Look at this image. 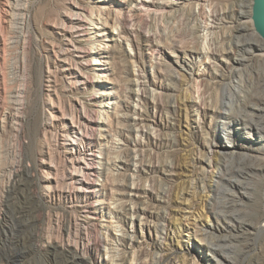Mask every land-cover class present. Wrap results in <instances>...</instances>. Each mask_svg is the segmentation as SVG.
Returning a JSON list of instances; mask_svg holds the SVG:
<instances>
[{"label":"rangeland","instance_id":"374dc122","mask_svg":"<svg viewBox=\"0 0 264 264\" xmlns=\"http://www.w3.org/2000/svg\"><path fill=\"white\" fill-rule=\"evenodd\" d=\"M251 1L205 3L219 49L254 40L241 74L228 67L233 52L192 51L195 0L150 16L133 10L135 0L17 1L30 22L25 41L17 19L5 24L4 68L21 64L24 51L26 78L13 82L24 88L20 101L4 99L18 120L0 128V264H219L221 255L227 264H264V137L241 120L251 112L245 102L264 98V41ZM78 16L84 28L68 27ZM135 74L139 95L129 91ZM218 107L229 109L228 127ZM253 117L264 120V111ZM79 150L97 154L95 176L75 170ZM208 155L227 173L245 172L242 189L202 172ZM74 170L86 188L70 183ZM120 196L125 214L114 209Z\"/></svg>","mask_w":264,"mask_h":264},{"label":"bare ground","instance_id":"6f19581e","mask_svg":"<svg viewBox=\"0 0 264 264\" xmlns=\"http://www.w3.org/2000/svg\"><path fill=\"white\" fill-rule=\"evenodd\" d=\"M17 1L18 0H2L0 2V101H1L0 102V128L5 126L4 123L8 117H10L11 119H14V120H18L16 113L12 114V113H10V111L8 109L4 108V106L6 107L4 99H7L5 97V95H6V96H9L10 98H12L11 102L16 101V99L18 100V98H16L18 96L17 94H18V92L21 93V91H23L24 88L21 89L19 87H16V88L20 89L19 91H17V89L13 86V82H14V80H16V77H18V75L22 76L21 80H23V82L26 78L25 77V73H26V68H25L26 57H25V55L26 54L24 53V51L22 52V56H21V64L17 62L13 65L11 64L12 66H10L9 69L4 68V67H6V66H4V64H5L4 63V61H5V54L4 53L6 51L5 49H7V42L9 43L8 38L5 34L6 33L5 32L6 22H9V21L13 22L17 19L18 25H13V26L16 27L15 30H17L19 36L21 38H23L24 41L26 39V33H25L26 29L25 28L28 27L29 22H30L27 7L21 6V5L19 6L17 4ZM183 1L184 0H135L132 7H133V10L138 15L150 16V15H155L157 13H160L162 10H164V8L166 6L175 7V5H180L181 3H183ZM206 1H208V0H195V2H194L195 5L193 6V4H192L191 9H189L190 10V12H189L190 16L192 17V20L194 22L192 25V28H191L192 29V43H193L192 51L197 53V54H201V53L213 54V55L214 54L215 55L220 54L221 56H223V59L226 57L224 55L225 52H233L234 55H233L232 59L234 62H236L238 64L231 62L228 65V67L235 69V71L237 73L241 74V69H240V67H237V66L241 65L242 63L249 60L250 57H252L253 45L255 44V42L252 38L251 39H245V40H243V42H236L235 45L230 49H226V48L219 49L220 44L217 40L219 37L217 39H215V37H214V35H215L214 29L218 26V24L216 26V24H214L215 22H213L214 20L210 18V17L214 18L215 13H214V11L210 13L206 10V5H205ZM189 3L191 4L192 2H189ZM15 12L16 13L20 12V15L16 16ZM216 14H218V13H216ZM99 17L101 18V16H99ZM207 18H210L208 20H211V21L210 22L207 21ZM76 19L77 20H75V21L74 20L71 21V23H70L71 25H69L68 27H70V28L77 27L79 29H83L85 25L82 21H86V20H82L79 16ZM89 21L91 24L95 25L96 20H94L93 15L90 16ZM97 22H99L98 18H97ZM103 23H104V21H103ZM14 24H16V23L14 22ZM238 27H239V30L242 32V34L248 35L246 33L245 25L240 24ZM27 34H28V32H27ZM200 39H202V41H206L205 43L204 42L201 43V47H199V45H198ZM70 43H72L71 45L73 46V48L77 47L76 43L71 42V40H70ZM101 50H102V48H101ZM261 55L263 56V54H261ZM194 57L195 56L192 55V58H194ZM226 58H228V57H226ZM176 62L178 63L177 60H176ZM185 63L186 62L183 59L181 65H183ZM205 63L208 64L209 66L214 67L216 70H218V67H216V63H214V61L211 60V58L208 57L205 60ZM170 69H172L174 71L173 68H170ZM173 71L169 70L170 75H173ZM138 75L139 74H135V77H133L132 79H129V84H130L129 91H131L133 93L135 92L136 94L139 95V94L144 93L145 89L140 86V85H142V81L140 80ZM199 76H200V74H199ZM93 81L100 82L101 80L97 76L93 79ZM24 86H25V84H23V87ZM134 86H135V88H134ZM135 89H136V91H135ZM107 93L111 94L112 92L110 91ZM21 94H19V95L21 96ZM18 101H20V100H18ZM248 102H245L243 104V109H245V110L247 109V110L251 111L252 113L246 112V114L242 115L243 118L242 119L240 118V119L244 122V126L246 128L247 127L251 128L250 130L255 129L261 136L264 137V120L260 119V121H257L253 117L255 115V113L264 111V98H261V99L259 98L255 103H248ZM205 106L206 105H204L203 108H205ZM206 107H208V106H206ZM218 109H220V107H218ZM220 110H221L220 112L223 113V115H224L223 119H221V122L223 123L224 127H228V125H229V119L228 118L230 117L228 115L230 114V111H229V109L224 108V107H222ZM10 123H12V122H10ZM12 124H14V122ZM74 133L76 134V136L75 137H69V138H71L73 140L77 139L78 131H74ZM79 135H82L81 130L79 131ZM227 142H231V141L227 140ZM118 143L119 142H117V144ZM13 146H15V145H13ZM115 146H120V145H115ZM1 148H2V142L0 140V149ZM118 148H120V147H118ZM77 153H78V156H80L82 159H78L79 158L78 157V158H75V161L81 160V161H83V164H81V163L78 164L77 168H75V170L76 171L79 170L80 172H82L85 175L87 174V175L95 176L96 173L90 167H92V166L98 167L95 164H100V161L97 159L98 158L97 154L92 153V152H87V151L82 152L80 150ZM85 155H88L89 159H87L85 157ZM211 155H212V151H211ZM211 155L204 156L201 159L203 161V163H202L203 164L202 165L203 171L202 172H205V173L207 172V173H212V174L217 172L218 177H219V179H217V182L221 181L222 179L227 180L228 181L227 188L229 186L228 189L231 191L238 192L239 189H242V185H244V183H243V180L241 179L240 175H237V174L240 172L243 174H246V173L240 169L236 170V172H238V173H234V172L227 173L228 171H224V170H222V168H218L215 166L214 160H213ZM83 159H85L86 161ZM118 159H121V158H118ZM255 160H257V158H255ZM105 161L107 163H110L109 159H106ZM76 171L70 173V176H69L70 183L71 184L76 183V184H79L80 187L86 188V186L82 185L83 180L81 177H78V175L76 174ZM121 184L123 186H125V188L126 187L128 188V186H129V184L126 182H121ZM87 188H88L87 189L88 191H94L95 190L93 187H87ZM127 190L128 189H123L119 193L121 195H128ZM115 202L116 203L114 204L115 205L114 209L117 212L120 211V212L125 214L130 209L127 205V202H126V199L124 198V196L116 197ZM220 216H221V218L226 220V222L223 221L224 223H226V225H229V226L235 225V224L237 225V223H238V220H236V216L234 214L228 215L225 212H223L222 214H220ZM111 224H113V223H111ZM262 226H264V223L262 224ZM121 235H124V234L121 233ZM227 237H229V236L227 235ZM218 238H220V237H218ZM227 239H229V238H227ZM209 243L211 245V242H208V244ZM210 245H208V246H210ZM214 247H216V246H214ZM215 259H216L217 263H219V264H227L231 260L230 256H227V255H221V257H216Z\"/></svg>","mask_w":264,"mask_h":264},{"label":"water","instance_id":"95a60500","mask_svg":"<svg viewBox=\"0 0 264 264\" xmlns=\"http://www.w3.org/2000/svg\"><path fill=\"white\" fill-rule=\"evenodd\" d=\"M254 31L264 41V0L251 1V15H250Z\"/></svg>","mask_w":264,"mask_h":264}]
</instances>
